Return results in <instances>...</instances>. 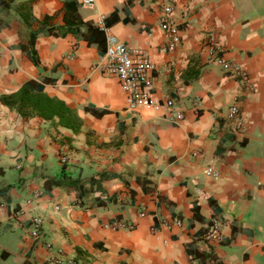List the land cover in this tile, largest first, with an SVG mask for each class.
Instances as JSON below:
<instances>
[{
  "label": "crops",
  "instance_id": "0c3cea01",
  "mask_svg": "<svg viewBox=\"0 0 264 264\" xmlns=\"http://www.w3.org/2000/svg\"><path fill=\"white\" fill-rule=\"evenodd\" d=\"M92 1L0 0V98L35 81L81 121L0 101V264H264V0ZM33 32L36 61L20 48ZM107 35L154 63L153 108L130 110L104 70ZM213 220L222 240L201 251Z\"/></svg>",
  "mask_w": 264,
  "mask_h": 264
},
{
  "label": "built area",
  "instance_id": "2783aa9c",
  "mask_svg": "<svg viewBox=\"0 0 264 264\" xmlns=\"http://www.w3.org/2000/svg\"><path fill=\"white\" fill-rule=\"evenodd\" d=\"M92 0H84L86 5H91ZM170 11L169 8L164 9L165 15ZM166 17V16H165ZM165 17H163L161 23V30L168 36L169 43L168 49L173 50L179 44V36L177 28L171 24ZM97 24L104 32L106 30L104 17L100 16L97 20ZM105 68L104 70L114 75L119 83L120 89L127 98L128 108L130 110L135 109H151L154 107L153 94L151 92L153 86V72L155 70L154 63L147 57V55L139 48H131L119 43L117 39L112 35H107V48L105 51ZM222 62V61H221ZM225 69H231L233 75L243 76L244 72L237 66H230V64L223 63ZM164 107L167 109H173L174 100L167 98L163 102ZM229 117H235L238 115V109L236 106H231L228 109ZM174 118L180 120L182 115L180 113L175 114ZM62 162L65 164L66 159ZM206 174L209 176H216V172L212 168L206 169ZM32 232L31 235L34 239H38L41 236L43 230V222L40 218L32 219ZM180 224L179 221H176ZM113 228L119 227L117 223L113 224ZM131 229L132 226H126ZM222 235L220 231V224L218 220H213V224L200 238V250L208 249V246L213 243H220ZM203 244V246H202ZM88 264V263H83ZM203 264H216L215 260L207 258Z\"/></svg>",
  "mask_w": 264,
  "mask_h": 264
},
{
  "label": "trees",
  "instance_id": "16d2710c",
  "mask_svg": "<svg viewBox=\"0 0 264 264\" xmlns=\"http://www.w3.org/2000/svg\"><path fill=\"white\" fill-rule=\"evenodd\" d=\"M76 4L74 1H70L66 3V12L67 14H73L75 12ZM69 21V20H68ZM79 22V21H78ZM68 25V24H67ZM69 27L64 30L63 26L53 27L49 29V34L52 35H59L60 30L62 31L61 34H65V32L75 33L76 31L72 28L71 23L68 25ZM68 29V30H67ZM98 30V32H102L98 28L94 31ZM40 34L39 32L31 33L28 42L25 44H21L20 48L23 52L27 49L28 53L31 57V60L36 61L35 59V52L33 49L34 41L37 35ZM0 101L9 107L17 111L23 117H40L45 120H51L55 117L58 118V124L62 127L71 129L73 132L79 131L81 127V121L77 117L76 113L72 108L67 106L63 101L49 97L47 94L43 92V88L39 83L35 81H28L23 84L16 92L6 95L0 98ZM64 178V177H62ZM83 182L85 181H70L68 183L75 186V184L80 183L79 190L82 191ZM91 185L96 183L94 179H89ZM49 184L54 185H63L66 184L64 179L59 180H47L46 182ZM77 188V186H76Z\"/></svg>",
  "mask_w": 264,
  "mask_h": 264
}]
</instances>
